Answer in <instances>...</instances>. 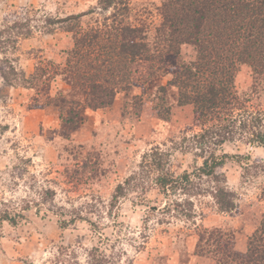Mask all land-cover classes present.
I'll return each instance as SVG.
<instances>
[{
    "label": "rangeland",
    "instance_id": "rangeland-1",
    "mask_svg": "<svg viewBox=\"0 0 264 264\" xmlns=\"http://www.w3.org/2000/svg\"><path fill=\"white\" fill-rule=\"evenodd\" d=\"M129 1V22L152 37L162 0ZM112 13L98 0H0V218L16 221L0 224V264H173L223 220L219 229L247 243L264 215V148L252 142L264 133V83L253 88L248 66L226 118L200 120L176 103L165 116L156 89L135 88L105 110L82 107L76 130L66 124L55 105L69 92L60 75L69 30L101 27ZM182 56L193 60L194 48ZM224 154L216 178L199 172ZM166 173L184 181L162 193Z\"/></svg>",
    "mask_w": 264,
    "mask_h": 264
},
{
    "label": "trees",
    "instance_id": "trees-1",
    "mask_svg": "<svg viewBox=\"0 0 264 264\" xmlns=\"http://www.w3.org/2000/svg\"><path fill=\"white\" fill-rule=\"evenodd\" d=\"M98 4L103 12L111 9L113 13L101 27H71L74 47L60 70L69 92L61 100L63 107L55 106L62 114L66 110L65 122L75 130L82 107L105 110L119 93L135 88L145 92L156 89L154 100L161 103L156 111L165 116L176 103L192 105L200 120L207 121L226 118V107L236 101L235 76L242 66L252 70L254 89L264 83V0H162L157 8L160 23L152 37L146 23L136 26L129 22V0H98ZM83 16L59 21L78 22ZM184 45L194 48L193 60H184ZM167 76L171 80L164 85ZM252 136V142L264 148V133ZM227 157L213 155L199 172L216 178V169ZM182 180L166 173L158 176L156 185L167 193ZM228 196L221 193L220 204L225 210L233 208ZM4 221L16 223L7 215L0 218V224ZM234 244V237L221 229L206 230L199 235L194 254L216 264H264V215L248 237L245 251H238ZM186 255L179 264H189L190 254Z\"/></svg>",
    "mask_w": 264,
    "mask_h": 264
},
{
    "label": "crops",
    "instance_id": "crops-1",
    "mask_svg": "<svg viewBox=\"0 0 264 264\" xmlns=\"http://www.w3.org/2000/svg\"><path fill=\"white\" fill-rule=\"evenodd\" d=\"M220 219V218H219ZM220 222H221V220H220ZM227 225L228 224V222H225V220H223V223H222V225L220 224V226H217V227H219V228H221V227H223L224 225ZM215 225H217V224H215ZM254 231H255V228L254 229H252V230H250V228H249V230H247L246 232H245V236L244 237H247V235L248 236H251L253 233H254ZM247 239H248V237H247ZM195 244H193V246H191V248H189V250H190V252L192 253L191 255H190V261H189V264H216L215 263V261L213 260V259H211V258H207V257H201V256H197V255H195L194 253H195ZM234 248L235 249H237L238 251H245V249H246V243L245 242H242L241 241V243H236L235 245H234ZM180 263V258L178 257V260L177 259H175L174 261H173V264H179ZM170 264V263H169Z\"/></svg>",
    "mask_w": 264,
    "mask_h": 264
}]
</instances>
